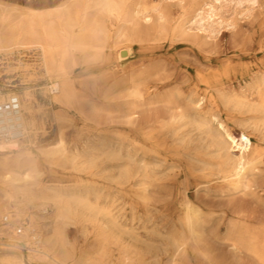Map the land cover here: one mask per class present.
Segmentation results:
<instances>
[{
	"label": "bare ground",
	"instance_id": "6f19581e",
	"mask_svg": "<svg viewBox=\"0 0 264 264\" xmlns=\"http://www.w3.org/2000/svg\"><path fill=\"white\" fill-rule=\"evenodd\" d=\"M162 1L150 5L151 1L145 0L136 10L127 6L124 0H66L54 10H24L18 6L0 5V56L8 57L7 60L11 56L17 57V65L25 66L24 54L34 52L28 64L30 71H25L27 74L12 72L10 61L0 67V102L19 92L9 86L2 87L6 79L19 80L15 84L19 89L24 85L32 88L43 84V87L18 93L23 101L25 130L28 137L36 138L47 122L57 127L55 139L41 148L35 145L36 151L25 145L24 150L19 148L18 141L0 143L5 150H10L0 156V191L3 193L0 214L12 216L9 224L0 226V264H193L192 253L205 264H241L245 258L264 264V215L251 217L225 209L214 212L190 198V192L194 190L222 197L243 194L255 198L264 207L261 194L264 192V122L257 123L252 119L240 122L243 130L238 139L230 128V124L237 121V112L246 110L264 115V80L257 77L239 91L232 85L222 89L221 85H225L223 77L234 82L232 64L214 72L197 71L195 77L187 70L167 87L154 84L147 69L135 75L134 70L131 71L133 66L127 63L133 55L132 48L125 45L132 36L130 26L140 15L144 22L149 20L147 14L152 9L159 21L157 34H163ZM246 1L252 8L264 2ZM209 7L210 20L212 17L224 19L216 5ZM105 15L119 22L115 34L107 27ZM175 29L187 33L183 23ZM107 86H119L128 92L123 97L127 108L120 113L132 118L127 124L129 131L135 133L120 132L117 135L116 158L126 160V166H129L118 179L117 186L124 181L130 182L135 187L136 199L141 200L148 211L152 201L151 188L160 170L157 164L147 160L149 154L161 156L163 152H171L177 142L185 143L186 147L195 143L198 152L199 148L204 150L203 144L207 141V148L212 149L207 154L211 158L208 161L207 155L200 154L202 152L190 155L183 145L184 155L191 163L180 160L177 166H215V169L211 173L197 168L184 170V199L177 220L164 226L170 230L165 243H151L149 235L121 222L110 208L91 204L82 193L69 192L57 183L47 186L38 179L42 160H80L93 165L96 152L107 145V140L79 136L73 143L68 142L65 129L72 125L74 113L86 117L90 130L95 128L91 114L96 110L95 99L99 96L96 90ZM84 90L91 93L85 95ZM37 98L46 104L39 103ZM156 106L162 109L150 115ZM142 115L147 117L143 119ZM145 129H150L151 133L144 139L154 140V146L150 152L141 155L140 149L146 146L140 141ZM194 133L198 135L196 139ZM45 205L51 207L49 216H36L40 221L38 224L46 229L45 234L37 229L31 212L24 219L27 221L24 235L18 236L11 230L18 221L15 217H20L30 207ZM48 220L52 223L50 229L47 228ZM71 221L81 225L88 247L79 248L68 240L65 227ZM31 231L37 233L38 248H34L35 238L30 237ZM211 237L228 248L226 254L211 244ZM91 239L97 242V251H92ZM22 250L28 254H23Z\"/></svg>",
	"mask_w": 264,
	"mask_h": 264
},
{
	"label": "rangeland",
	"instance_id": "374dc122",
	"mask_svg": "<svg viewBox=\"0 0 264 264\" xmlns=\"http://www.w3.org/2000/svg\"><path fill=\"white\" fill-rule=\"evenodd\" d=\"M64 1L66 0H0V5L8 7L18 6V9L24 10H42L45 8L54 10ZM124 1L127 6L136 10L140 8L145 0ZM148 1H151L150 5H155L157 2V0ZM232 1L235 0H220L222 4L220 2L216 3L215 0H163L162 8L165 19L162 21V24L165 31L161 35L157 34L159 21L157 19V13L152 9L147 14L150 19H146V22H144L145 19L142 15L136 17L134 25L130 26V33L132 36L125 42V45H129L132 48L133 55L128 59L129 62L127 61L129 65L131 64L133 66L131 71L133 72L134 70L135 75H137L139 71L147 69L150 71V75H152L151 81L155 82L154 84L167 87L172 84L173 80L179 74L187 72V70L191 76L195 77L197 71L214 72L219 67L224 68L232 64L235 68V73L232 78L234 82L223 77L225 85H221L222 89L235 86L236 90L239 91L242 86L249 84L257 77H261L264 80V2L262 1L259 7L252 8L246 0ZM237 3L239 5H237ZM195 4L198 5L193 9L192 7ZM212 5H216L219 8L224 18L223 20L219 17L220 20L217 17H212L210 20L211 9L209 6ZM199 12H201L202 15L200 14V16H198L197 14ZM104 21L107 27L112 30V34H115L119 27V22L106 15L104 16ZM220 21H222L223 24L220 23ZM181 23H183L184 28L187 30L186 34L175 29ZM209 25L212 28H207ZM33 53L34 52L24 54L25 60H27L25 66L27 67L17 65V57H9L10 63L13 64V67H10L12 72H18V75L27 74L25 71H30L28 64L31 63V59L34 57L32 56L34 55ZM3 59L4 57H0V60ZM89 68L92 69V66H89ZM155 69H157L158 72H156L157 70L155 71ZM163 77L164 79H161ZM207 77H209V75H207ZM17 82L19 83V80L12 82V80L6 79L3 81L2 87L9 86V88L17 92L19 91L18 93L33 88L37 89L43 87V84L32 88L29 85H24L22 89H19L15 88ZM118 87L119 86H107L103 90H96L99 96L95 99L96 110L91 114V118L94 121V129L90 130L86 117H82L77 113L72 115V125L65 129L68 142L73 143L79 136L83 139L91 137L94 138L93 140H96L100 137L99 139L103 141L107 140L105 141L107 145L101 147L99 150L100 152H96V159L93 165L84 163L80 160L75 162L71 160H42L39 165L42 166L41 176L38 179L47 186H54L57 183V185L66 187L69 192L82 193L81 195L87 197L88 200L91 201V204L93 203V205L101 208H110V210L114 212L115 217L121 219V222L127 223L130 227L139 228V232L149 235L151 243L157 242L158 244V242L161 241L165 243L169 238L167 236H169L170 230L168 227L164 228V226H166V223H171V220H177L184 199V170L197 168L204 169L208 171V173H211L215 169V166H177V162L180 163L181 160L186 162V164L191 163L190 159L184 155L186 150L190 155H195V153L199 154L200 152H202L200 154L207 155L212 152V149L207 148V141L203 144V147H205L204 150L203 148H199L198 152H196L197 148H194V146H196L195 143L186 147L185 143L177 142L171 152H163L161 156L149 154L150 156L148 155L147 160L157 164L160 170L154 182V186L151 188L152 201L148 211L145 204L141 200L136 199L133 194L135 187H133L130 182L124 181L123 184L117 186L119 185L118 179L122 174H125L129 168V166H126V160H119L116 158L117 143L119 142L117 135L120 132L132 134V131H129L130 126L127 124L132 118L120 113L121 110L127 108V106L124 105L125 98L123 97L127 95L128 92ZM112 89H114V91ZM83 93L89 95L91 92L89 90H84ZM37 99L39 103L43 105L46 104L40 98ZM161 109V106H156L149 114L153 116L156 111ZM260 113L261 112H246V110L237 112L235 114L237 121L230 124L232 134L237 139L240 138L243 130V127L240 126V122L242 121L252 119L257 123L264 122V115ZM144 116L147 117V115H142L141 117L145 119ZM56 129L57 127L49 121L46 125L44 124L43 130L38 132L36 138L33 137V135H31V137L29 136L28 140L31 144L25 141L17 144V146L23 148V145H25L30 147L31 150L36 151V148L44 147L55 139ZM262 129L264 133L263 126ZM150 131V129H145V135L140 139L141 145L148 146V149L146 146L140 149L141 155H143L145 151L150 152L154 146V140L144 139V136L151 133ZM133 134L135 135L134 132ZM197 136L198 135L194 133L195 139ZM27 143H29V145ZM35 145L37 146L36 148ZM183 145H185L186 150H184ZM3 146L4 145H0V156L10 151L5 150ZM111 153L113 156H110ZM101 154H103V158H101ZM208 156L209 155L205 156V158L210 161L211 158ZM160 174L163 175L161 176ZM122 185L125 186L123 187ZM261 194L264 196V192ZM162 196L164 198H162ZM159 197L160 201L158 200ZM190 198L193 202L204 204L207 206L208 210L214 212H220L225 209L230 212H240L242 215L251 217L264 215L263 205L255 200V198L243 194H232L231 197H222L219 194H207V192L204 191L196 193L194 190L190 192ZM2 200L3 193L0 191V201ZM30 212L32 215L30 217L36 220L34 222L37 225V229L45 234L46 229L38 224L40 221L36 216L48 217L51 213V207L49 205L40 208L30 207L23 215L15 217L16 219L18 218V221L14 222L11 230L15 231L17 224L27 218ZM2 214H0V226L4 225L2 224V218L5 214ZM101 217L102 216H100V218ZM48 221L49 225H47V228L49 227L48 229H50L52 228V223L50 220ZM65 231L71 243L76 244L79 248L88 247V244L82 236V227L79 223L72 221L68 222ZM210 242L214 247L218 248V250H221L222 253H227L228 248L222 243L217 242L215 238L211 237ZM89 243L92 251L98 250V244L94 239H91ZM22 253L25 255L28 254L26 250H22ZM192 259L193 264H205L196 254L192 253ZM241 264L261 263L253 258H245Z\"/></svg>",
	"mask_w": 264,
	"mask_h": 264
},
{
	"label": "built area",
	"instance_id": "2783aa9c",
	"mask_svg": "<svg viewBox=\"0 0 264 264\" xmlns=\"http://www.w3.org/2000/svg\"><path fill=\"white\" fill-rule=\"evenodd\" d=\"M0 60V67L2 68L6 61L5 58ZM25 122H24V110L23 101L18 93L10 94L4 101L0 102V143L18 141L25 142L29 139L26 132ZM12 216L5 215L2 218V223L7 225L11 222ZM27 221L23 220L19 222L15 228V233L18 236H22L26 233ZM36 231L30 232V237L35 238L34 248H38L39 240L35 237Z\"/></svg>",
	"mask_w": 264,
	"mask_h": 264
}]
</instances>
